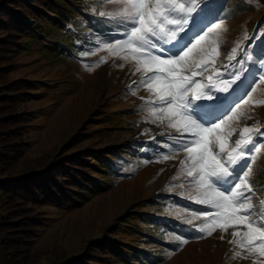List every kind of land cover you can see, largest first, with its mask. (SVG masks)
Masks as SVG:
<instances>
[{
	"label": "rangeland",
	"instance_id": "obj_1",
	"mask_svg": "<svg viewBox=\"0 0 264 264\" xmlns=\"http://www.w3.org/2000/svg\"><path fill=\"white\" fill-rule=\"evenodd\" d=\"M220 1L57 0L73 30L33 40L17 69L5 71L12 84L34 86L22 95L30 121L12 157L3 147L8 134H0L6 173L50 163L46 170L62 184L65 154L99 173L107 150L150 142L140 147L142 161L121 152L126 178H106V189L73 207L36 205L25 243L30 264H119L96 252L95 242L110 239L160 254L149 264H264V58L254 54L264 0H234L230 19H220L232 10L219 12ZM214 104L217 114L208 108ZM161 197L166 205L155 202ZM147 214L178 221L163 246L125 231L145 226L138 216Z\"/></svg>",
	"mask_w": 264,
	"mask_h": 264
},
{
	"label": "trees",
	"instance_id": "obj_2",
	"mask_svg": "<svg viewBox=\"0 0 264 264\" xmlns=\"http://www.w3.org/2000/svg\"><path fill=\"white\" fill-rule=\"evenodd\" d=\"M0 3V82L6 81L4 86L10 87L6 94L0 92V134H8L6 140L9 141V143L3 147H7L6 150L11 149L8 157H12L17 152L15 145L18 147V145L25 143V141L17 142L18 138L26 132L25 129H22L20 132V128L27 127L22 124V122L30 121L29 116H25L31 113L26 109L28 100L22 98V95L29 93L34 89V86H30L26 82L28 80H22V82L16 83L15 85L12 84L14 81H17L13 80L11 82L9 79L8 74L11 73L12 70L7 71V73H5V71L10 67L13 69V72L17 69V59L26 51H32L30 45L33 40H43L44 37L48 39L49 34L51 35L55 30L63 31V33L70 32L73 30L74 25L72 27L66 26V20L69 19L70 15L64 11L65 7L57 2V0H0ZM232 3H234V0H221L218 3L219 12L224 11L227 6L232 8L228 15H224L220 19H230L232 17L230 15L234 12L233 7H236L233 6ZM27 17L34 19L35 24H31ZM41 22H43L42 25H40ZM46 24L50 26L46 27ZM86 30L88 29H83V31ZM260 40V43L254 50V54L257 58H264V36ZM46 55H48V53H46ZM208 108H210L211 113H218L217 104L209 106ZM20 117H23V121L20 120ZM214 119L216 118L214 117ZM144 143H146L148 147L150 142H143L142 145H144ZM140 147L137 150L133 147L121 148L120 152L116 153L113 150H107L104 158L100 160V164H96L99 166V173L87 166L89 160H85L80 156H73V153L65 154L64 157H66V160L63 163V168L65 169V167H68L70 171L75 173L70 171L65 172L62 184L56 181L57 177H61L60 175L55 177L51 175V172L54 170L53 168L46 170L50 163L40 170L48 172L47 176L40 178L38 174L40 172L39 170H29L18 174H11L10 171L6 173L7 170H4V168L6 169V167H8L9 158L4 165L0 160V167H2L0 169V253L3 255L4 259V261H2L0 256V264H12L11 259L13 260L14 258L23 259L24 264H30L33 260V256L25 252L29 249L28 244L25 243L31 241L29 236H32L31 229L35 225L34 216L40 213L39 211L33 213L37 204L41 203L48 206H59L62 205V203H67L73 207L71 201L78 203L82 201V199L91 196L97 189H106L108 186L106 178H113L116 176L118 179L126 178V165L121 164L122 161H124L121 157V152L131 154L135 160L142 161L139 154ZM115 158H117L119 162L116 166L113 162L116 161L114 160ZM130 163L131 162H128L127 164ZM93 165V163L90 164V166L96 168V166ZM95 173L101 176L104 174L107 176H103V180H100V176H96ZM3 196L4 199H2ZM155 202L158 205L167 204V200L163 197L157 198ZM16 212L19 213L18 217L20 218L18 220H16ZM144 212L145 211L142 213ZM173 218V221H158L156 218L150 217L149 214L145 216L140 215L138 219L140 223L145 226L137 228L134 226H125L127 227L125 231H130V234L137 235L144 243L146 237H148L156 239V244L163 246L160 243L164 241V236L169 230V225L171 229L178 223L175 217ZM150 226L154 227L152 230H157H154L155 232H144L145 229L150 230ZM6 227H9V230H6ZM171 231L175 232L174 230ZM177 231L181 230L177 229ZM175 233L179 236L181 235L179 232ZM152 243L151 241L146 244L149 245ZM94 245L97 249L96 252H100V255L103 253L107 256L111 255L112 261L117 260L119 264H149L153 261L156 262L158 257L160 258V254L157 252H144L147 248H141L138 246L140 244L137 243L131 246L133 248H129L128 244L123 241H119L116 244L110 239L107 242H95ZM13 247H15L17 251L14 252ZM168 247L170 246L168 245L161 248V251L166 254ZM128 257H130L132 261H128ZM93 258L96 259V256L94 255ZM92 263L101 264L97 261L96 263ZM59 264L80 263L70 260L68 263ZM84 264H88V262Z\"/></svg>",
	"mask_w": 264,
	"mask_h": 264
}]
</instances>
